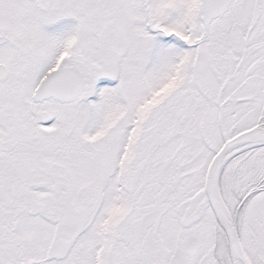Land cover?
Wrapping results in <instances>:
<instances>
[{
    "label": "snow or ice",
    "instance_id": "obj_1",
    "mask_svg": "<svg viewBox=\"0 0 264 264\" xmlns=\"http://www.w3.org/2000/svg\"><path fill=\"white\" fill-rule=\"evenodd\" d=\"M0 264H264V0H0Z\"/></svg>",
    "mask_w": 264,
    "mask_h": 264
}]
</instances>
